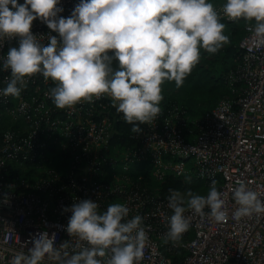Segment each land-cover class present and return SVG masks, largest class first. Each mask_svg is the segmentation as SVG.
<instances>
[{
    "label": "built area",
    "instance_id": "obj_1",
    "mask_svg": "<svg viewBox=\"0 0 264 264\" xmlns=\"http://www.w3.org/2000/svg\"><path fill=\"white\" fill-rule=\"evenodd\" d=\"M76 3L61 0L64 11L59 15H71ZM221 18L225 24L243 20ZM245 22L239 70L230 76L236 96L194 121L181 108L162 110L150 124H140L141 145L121 158L107 157L113 150L114 123L123 119L110 97L58 109L47 95L54 82L39 73L19 98L0 96V264H8L9 249L27 251L40 231L55 233L57 245L70 239L75 245L76 237L66 231L71 212L64 207L87 198L97 200L102 210L109 203L124 202L130 216H144L148 241L140 264H264V215L239 221L229 215L217 223L193 214L181 241L165 243L167 217L172 214L167 196L141 183L142 173H152L160 184L168 176H193L206 187L216 180L230 211L236 207L231 188L238 181L264 193V45H252L254 22ZM31 30L45 44L50 32L57 35L39 18ZM15 44L0 42V56ZM8 75L0 71V87ZM56 154H62L64 161L58 165L67 164V172L52 168L34 183L19 176L18 170L26 166L46 169ZM133 166L137 180L129 173Z\"/></svg>",
    "mask_w": 264,
    "mask_h": 264
},
{
    "label": "clouds",
    "instance_id": "obj_2",
    "mask_svg": "<svg viewBox=\"0 0 264 264\" xmlns=\"http://www.w3.org/2000/svg\"><path fill=\"white\" fill-rule=\"evenodd\" d=\"M63 11L61 0H0V42L16 41L0 56V71L9 73L0 96L19 98L39 73L54 82L47 95L56 108L71 110L106 95L136 134L162 111L165 81L180 88L201 49L215 54L230 43L222 16L254 22L251 43L264 45V0H225L220 9L212 0H78L71 15H59ZM37 18L57 33L50 32L46 44L31 30ZM231 194L236 207L230 211L216 180L206 194L170 189L165 243L181 241L193 214L217 223L229 215L237 221L264 215V193L247 182L238 181ZM64 211L71 212L66 231L75 245L71 239L57 245L55 233L40 231L27 251L9 249L8 264H140L147 226L143 215H129L126 203L102 210L97 200L78 199Z\"/></svg>",
    "mask_w": 264,
    "mask_h": 264
},
{
    "label": "trees",
    "instance_id": "obj_3",
    "mask_svg": "<svg viewBox=\"0 0 264 264\" xmlns=\"http://www.w3.org/2000/svg\"><path fill=\"white\" fill-rule=\"evenodd\" d=\"M219 1L212 0L213 4ZM245 24L246 22L243 20L236 24H225V34L228 36L231 34L229 38H235L236 44L227 46L223 51L219 50V52L213 54V58H210L212 60L208 62V67L203 66V64H196L180 88H176L174 81L164 82L162 85L164 98L160 102L162 110L167 112L175 107L181 108L187 112L190 120L194 121L201 119L207 112L213 110L218 105L220 97L226 92L225 89H228L227 92L232 94V89L229 86L230 76L236 74L239 70L241 58L239 44L245 37ZM239 87L240 85L238 84L235 88ZM140 127L144 130L142 125ZM140 135L141 133H133L131 131V125L123 119L116 121L114 123L111 141L113 150H111L107 157L118 158L120 156L121 158L123 153L137 149L141 145ZM26 168H30V166H26ZM53 168L62 170L63 172H67L68 170L67 164H56ZM136 168L137 166H133L130 169V174H133L137 179L139 173L135 172L138 171ZM22 171L18 170L19 176L28 178V174L31 175L36 170L29 169L28 173H22ZM140 172L142 171L140 170ZM143 177L142 184L152 183V179L148 173H144ZM30 181L34 183V180L31 179ZM160 186L166 194L169 193L170 189H178L181 192H184L186 189H192L188 178H174L173 176H168ZM201 187L207 188L203 185Z\"/></svg>",
    "mask_w": 264,
    "mask_h": 264
},
{
    "label": "rangeland",
    "instance_id": "obj_4",
    "mask_svg": "<svg viewBox=\"0 0 264 264\" xmlns=\"http://www.w3.org/2000/svg\"><path fill=\"white\" fill-rule=\"evenodd\" d=\"M225 2V0H220L219 2H217V3H214V6L216 7V8H218V7H221V5L223 4ZM242 31H243V29H242ZM231 36V34L229 35V37ZM235 38H232V39H230V43H228V44H225L224 45V47H222L221 49H220V51H223L224 49H225V47H227V46H230V45H235L236 44V42H235V40H234ZM218 52H219V50H218ZM216 54V53H215ZM213 54H210V53H208L207 51H205V50H203V49H201V57H200V61H199V64L200 65H202L203 64V66H205V67H208V65H209V61L210 60H212V59H210V58H213V56H212ZM212 56V57H211ZM214 60V59H213ZM229 86L231 87V89H232V94L231 93H228L227 91H228V89H225L226 90V92L224 93V95H222L221 97H220V100L218 101V103L219 102H221L222 100H224V99H226V98H234L235 96H236V93L233 91V88H232V85H231V83L229 84ZM60 160V161H59ZM64 161V158L62 157V154H56L55 155V157L53 158V159H51L49 162H48V166L46 167V169H42V170H36L35 172H33V174H28L27 176H28V178H30V179H32V180H40V179H43V178H45L48 174H49V170H51L56 164H59L60 162H63ZM58 162V163H57ZM28 171H29V168H25L23 171H22V173H28ZM130 173V172H129ZM143 174L144 173H142L141 174V176L143 177ZM26 176V177H27ZM149 177H151V179H152V183L151 184H145L146 186H148L149 188H150V190L153 192V193H159V194H163V195H166V196H168L169 195V193H164L163 192V188L160 186V182H157L154 178H153V176H152V173H150L149 174ZM178 178H183V179H186L185 177H178ZM132 179H134V180H137L136 178H132ZM143 179H144V177H143ZM188 182H190V187L192 188V190L193 191H196V192H199V193H201V194H206L207 193V191H208V189H209V187H207V188H203V187H201L202 185H201V182L200 181H197V180H195L194 179V177L192 176V177H190V178H188ZM157 183V184H156ZM159 183V184H158Z\"/></svg>",
    "mask_w": 264,
    "mask_h": 264
}]
</instances>
